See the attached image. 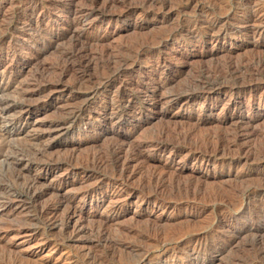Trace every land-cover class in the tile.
Returning a JSON list of instances; mask_svg holds the SVG:
<instances>
[{"label": "rangeland", "instance_id": "1", "mask_svg": "<svg viewBox=\"0 0 264 264\" xmlns=\"http://www.w3.org/2000/svg\"><path fill=\"white\" fill-rule=\"evenodd\" d=\"M93 1L0 0V264H264V0Z\"/></svg>", "mask_w": 264, "mask_h": 264}, {"label": "bare ground", "instance_id": "2", "mask_svg": "<svg viewBox=\"0 0 264 264\" xmlns=\"http://www.w3.org/2000/svg\"><path fill=\"white\" fill-rule=\"evenodd\" d=\"M83 1V0H82ZM101 3H102V1L101 0H99ZM104 1V0H103ZM107 1V0H106ZM119 1V0H118ZM128 2H129V5L128 6H130V0H127ZM141 1V0H140ZM144 0H142V3H144V2H146V1H144ZM152 1V0H151ZM87 2V1H86ZM121 2L123 3L124 1H122L121 0ZM120 2V3H121ZM105 3V2H104ZM114 3L116 4V1H114V0H109L107 3H106V5H105V8H107V7H109V6H112V5H114ZM122 3H121V5H122ZM140 3V2H139ZM150 3V2H149ZM148 3V4H149ZM96 4H98L97 3V0H95V1H93V2H90V7L92 6V7H94ZM103 4V3H102ZM135 4V3H134ZM147 4V7L149 6ZM151 4V3H150ZM160 4V3H159ZM162 4V3H161ZM88 5V4H87ZM142 4H140V6H141ZM152 5V4H151ZM168 5V4H167ZM83 6V5H82ZM86 6V5H85ZM84 6V7H85ZM100 6V5H99ZM104 6V5H103ZM102 6V7H103ZM125 6V5H124ZM127 6V7H128ZM143 6V5H142ZM160 5H158V7H159ZM163 6H164V4H163ZM84 7H80V8H84ZM87 7V6H86ZM86 7H85V9H86ZM89 7V8H90ZM92 7H91V10H92ZM101 7V8H102ZM116 7V6H115ZM118 7H119V5H118ZM117 7V8H118ZM127 7H126V9H127ZM156 7V6H155ZM157 7V8H158ZM75 8V7H74ZM73 8V9H74ZM80 8H79V10H80ZM88 8V9H89ZM110 8H112V7H110ZM145 8V7H144ZM150 8H151V6H150ZM153 8V7H152ZM156 8V9H157ZM99 9V8H98ZM94 10V9H93ZM97 10V9H96ZM101 10H103V9H101ZM100 10V11H101ZM110 10V9H109ZM147 10H149V9H147ZM151 10H153V9H151ZM226 10V9H225ZM31 11V10H30ZM75 11V10H74ZM77 11V10H76ZM86 11V10H85ZM106 11H107V9H106ZM105 11V12H106ZM124 11V10H123ZM88 12V11H87ZM112 12V11H111ZM224 12V11H223ZM74 13V12H73ZM76 13V12H75ZM102 13H104V12H102ZM109 13V12H108ZM154 13V12H153ZM68 14V13H67ZM121 14V13H120ZM119 14V15H120ZM78 15V14H77ZM86 15V14H85ZM92 15V14H91ZM105 15V14H104ZM72 17H73V15H71ZM75 16V15H74ZM78 16H80V14L78 15ZM83 16V15H82ZM88 16V15H87ZM76 17V16H75ZM67 18H69V17H67ZM118 18V17H117ZM71 19V18H70ZM69 19V20H70ZM74 19V18H73ZM84 19H85V17H84ZM84 19H81V20H84ZM77 20V19H76ZM79 21V20H78ZM72 22V21H71ZM81 23V22H80ZM71 24V23H70ZM257 24V23H256ZM250 25H252V24H250ZM73 27H74V24L72 25ZM77 26V25H76ZM200 26V25H199ZM63 27V26H62ZM67 27V26H66ZM193 27V26H192ZM249 27V26H248ZM70 28V27H69ZM66 29V28H65ZM58 30V29H57ZM39 31V30H38ZM44 31V30H43ZM68 31H69V29H68ZM41 32V31H40ZM46 32V31H45ZM60 32V31H59ZM63 32V31H62ZM71 32H73V31H71ZM38 33V32H37ZM55 33V32H54ZM56 34V33H55ZM61 34V33H60ZM64 34V33H63ZM71 34V33H70ZM73 34V33H72ZM72 34L70 35V36H72ZM210 34V33H209ZM44 35V34H43ZM57 35V34H56ZM59 35V34H58ZM41 36V35H40ZM66 36V35H65ZM68 36V35H67ZM69 36V37H70ZM76 36V35H75ZM38 37V36H37ZM42 37V36H41ZM74 37V36H73ZM77 37V36H76ZM39 38V37H38ZM50 38V37H49ZM52 38V37H51ZM62 38V37H61ZM67 38V37H66ZM179 38V37H178ZM59 39H60V37H59ZM72 39V38H71ZM77 39V38H76ZM196 39V38H195ZM48 40V39H47ZM50 40V39H49ZM68 40H70V39H68ZM67 40V41H68ZM75 40V39H74ZM78 40V39H77ZM153 40V39H152ZM55 41V40H54ZM66 41V42H67ZM53 42V41H52ZM77 42V41H76ZM79 42V41H78ZM83 42V41H82ZM68 43H70L69 41H68ZM81 43V42H80ZM145 43V42H144ZM153 43V42H152ZM66 44V43H65ZM71 44V48H70V51L69 52H67V54L64 56V62L63 63H69L70 62V64L67 66V67H65V69H64V74H65V72H66V70L70 67V65L71 64H73L74 65V63H76L77 64V66L79 67V68H84V69H87L88 67H89V64L92 62V57L90 56L91 54H90V52L88 51L87 52V50H86V48H81L80 46V48H77L78 47V45H79V43H78V45H77V43H75L74 41L73 42H71L70 43ZM83 44V43H82ZM85 44V43H84ZM136 45V44H135ZM134 45V46H135ZM137 46V45H136ZM84 47V46H83ZM86 47V46H85ZM141 47V46H140ZM152 47V46H151ZM88 49H89V47H88ZM135 49V48H134ZM138 49V48H137ZM137 49H135V50H137ZM20 50V49H19ZM40 50V49H39ZM123 51V50H122ZM95 52V51H94ZM98 52V51H97ZM100 52V51H99ZM101 52H102V50H101ZM101 52H100V55H101ZM30 53V52H29ZM87 53H89L90 55L89 56H87L88 54ZM93 53V52H92ZM104 53H105V51H104ZM132 53V52H131ZM106 55H108L107 53H105ZM117 54H119V53H117ZM94 55V54H93ZM97 55V54H96ZM96 55H95V57H96ZM104 54H102V56H103ZM112 54H110V56H111ZM33 56V55H32ZM37 56V55H36ZM109 56V55H108ZM117 56V55H116ZM119 56V55H118ZM128 56V55H127ZM112 57V56H111ZM125 57V56H124ZM130 57V56H129ZM129 57H128V59H129ZM106 58H109V57H106ZM123 58V57H122ZM60 59H61V56H60ZM81 59H83V60H81ZM93 59H96V58H93ZM101 59V58H100ZM114 59V58H113ZM112 58H111V61L113 60ZM126 58H124V60H125ZM62 60V59H61ZM60 60V62H62ZM97 60H99V58L97 59ZM104 60H105V58H104ZM107 60V59H106ZM109 60V59H108ZM119 60V59H118ZM252 60V59H251ZM101 61V60H100ZM110 61V60H109ZM110 61V62H111ZM120 61V60H119ZM118 61V62H119ZM59 62V63H60ZM98 62V61H97ZM105 62V61H104ZM112 62H114V61H112ZM125 62V61H124ZM58 63V64H59ZM92 63H94V62H92ZM102 63H103V61H102ZM99 64H100V62H99ZM108 64V63H107ZM110 64V63H109ZM119 64V63H118ZM34 65V64H33ZM72 65V66H73ZM94 65V64H93ZM92 65V66H93ZM98 65V64H97ZM129 65V64H128ZM58 66V69H59V66H62L61 64H59V65H57ZM66 66V65H65ZM96 66V65H95ZM100 66V65H99ZM103 66V65H102ZM106 66V65H105ZM117 66H119V65H116V68H117ZM123 66V65H122ZM232 65H230V66H228L227 65V69H228V71L227 72H229V75L230 76H235L234 74H236V73H238L239 71H240V66L239 67H237V68H235V67H231ZM251 66V65H250ZM262 67H264V57L263 58H259V60L256 62V65H255V72L256 73H260V74H262V72L264 73V71H263V69L264 68H262ZM44 68V67H43ZM63 68V67H62ZM72 68V67H71ZM78 68V69H79ZM91 68V67H90ZM89 68V69H90ZM103 68V67H102ZM106 68V67H105ZM108 68H109V66H108ZM107 68V69H108ZM126 68V67H125ZM254 68V67H253ZM252 68V69H253ZM75 69V68H74ZM83 69V70H84ZM113 69H114V67H113ZM121 69H122V67H121ZM226 69V68H225ZM243 69V68H242ZM247 69V68H246ZM105 70V69H104ZM112 70V69H111ZM125 70V69H124ZM123 70V71H124ZM221 70V69H220ZM244 70V69H243ZM6 71V70H5ZM46 71V70H45ZM76 71H78V70H76ZM81 71V70H80ZM85 71V70H84ZM83 71V72H84ZM248 72H250L251 70H247ZM44 72V71H43ZM67 72H69V70H67ZM87 72V71H86ZM118 72V71H117ZM218 72V71H217ZM243 72V71H242ZM251 72H253V71H251ZM250 72V73H251ZM60 73V72H59ZM71 73V72H70ZM115 73V72H114ZM119 73V72H118ZM121 73V72H120ZM14 74V73H13ZM40 74V73H39ZM42 74V73H41ZM44 74V73H43ZM81 74V73H80ZM80 74H78V75H80ZM86 75V74H85ZM88 75V74H87ZM212 75V74H211ZM216 75V74H215ZM248 75V74H247ZM7 76H9V75H7ZM15 76V75H14ZM43 76V75H42ZM42 76H41V78L40 79H42ZM51 76V75H50ZM81 76V75H80ZM101 76V75H100ZM6 77V76H5ZM38 77H40V76H38ZM37 77V78H38ZM57 77V76H56ZM59 77V76H58ZM60 77H61V75H60ZM236 77V76H235ZM43 78H45L44 76H43ZM62 78V77H61ZM81 78H83V77H81ZM81 78L79 79L78 78V80H81ZM89 78H91V77H89ZM88 78V79H89ZM155 78V77H154ZM213 78V77H212ZM234 78V77H233ZM250 78V77H249ZM4 79V78H3ZM7 79H8V77H7ZM6 79V80H7ZM59 79V78H58ZM74 79H75V77H74ZM93 79H95V78H93ZM246 79V78H245ZM260 79V78H259ZM15 80V79H14ZM60 80V79H59ZM76 80V79H75ZM85 80H87L86 78H85ZM157 80H158V78H157ZM225 80V79H224ZM237 80V79H236ZM258 80V79H257ZM1 81H2V79H1ZM37 82H39L38 80H36ZM35 81V82H36ZM44 81V80H43ZM42 81V82H43ZM83 81L84 80H82L81 81V83L83 84ZM91 81V80H90ZM96 81V80H95ZM158 81H160V80H158ZM212 81V80H211ZM249 81V80H248ZM4 82V81H3ZM7 82V81H6ZM9 82V81H8ZM11 82V81H10ZM76 82V81H75ZM89 82V81H88ZM98 82V81H97ZM97 82H95V83H97ZM103 82V81H102ZM153 82V81H152ZM167 82V81H166ZM235 82V81H234ZM47 83V82H46ZM64 83V82H63ZM74 83V82H73ZM93 83V82H92ZM158 83V82H157ZM162 83H164V82H162ZM7 84V83H6ZM26 84V83H25ZM28 84V83H27ZM79 84V83H78ZM77 84V85H78ZM98 84V83H97ZM124 84V83H123ZM240 84V83H239ZM29 85V84H28ZM38 85V84H37ZM81 85V84H80ZM92 85V84H91ZM118 85V84H117ZM121 85V84H120ZM149 85V84H148ZM218 85V84H217ZM246 85V84H245ZM6 86V85H5ZM82 86V85H81ZM150 86V85H149ZM24 87H26V86H24ZM95 87V86H94ZM98 87V86H97ZM152 87V86H151ZM163 87H164V85H155V86H153L152 88V91H150V94L147 96V97H149L151 100H152V104H157V103H159V101H160V99H163V102H165V103H170V102H174L175 100H176V97H174V96H172L171 94L170 95H166L167 93H166V91H165V95L166 96H164V93H163V90H162V93L163 94H161V96L162 97H160V95L158 96V97H160V98H158L157 97V95H158V93H161V92H158L157 93V91L159 90V89H163ZM4 88V87H3ZM6 88V87H5ZM99 88V87H98ZM165 88H166V86H165ZM215 88V87H214ZM26 89V88H25ZM28 90H29V87L27 88ZM41 89H44V88H41ZM79 89V88H78ZM97 89V88H96ZM149 89V88H148ZM6 90V89H5ZM39 90V89H38ZM45 90V89H44ZM146 90V89H145ZM165 90V89H164ZM167 90V89H166ZM194 90V89H193ZM205 90V89H204ZM209 90V89H208ZM2 91V90H1ZM0 91V92H1ZM168 91V90H167ZM178 91V90H177ZM211 91V90H210ZM3 92V91H2ZM28 92V91H27ZM30 92V91H29ZM33 92V91H32ZM31 92V93H32ZM146 92V91H145ZM122 93V92H121ZM169 93V92H168ZM24 94V93H23ZM120 94V93H119ZM124 94V93H123ZM174 94V93H173ZM2 95V94H1ZM176 95V94H175ZM23 96V95H22ZM121 97V96H120ZM125 97V96H124ZM30 99V98H29ZM34 99V98H33ZM122 100V99H121ZM26 101V100H25ZM117 101V100H116ZM2 103V102H1ZM25 105H27V104H25ZM4 106V105H3ZM22 107V106H21ZM109 107V106H108ZM20 111V110H19ZM22 112V111H21ZM82 112H84V111H82ZM24 113V112H23ZM20 114V113H19ZM22 114V113H21ZM80 114V113H79ZM77 116V115H76ZM110 117V116H109ZM119 119V118H118ZM117 120V119H116ZM14 121V120H13ZM60 126V125H59ZM56 127V126H55ZM250 127V126H249ZM62 128V127H61ZM167 130V129H166ZM183 131V130H182ZM126 133V132H125ZM59 134V133H58ZM158 135V134H157ZM184 135V134H183ZM41 136V135H40ZM163 136V135H162ZM175 136V135H174ZM184 137V136H183ZM160 138V137H159ZM171 138V137H170ZM182 139V138H181ZM166 140V139H165ZM206 140V139H205ZM122 141V140H121ZM167 141V140H166ZM175 141V140H174ZM6 142V141H5ZM177 142V141H176ZM168 143V142H167ZM171 143V142H170ZM263 143V142H262ZM122 145V144H121ZM120 145V146H121ZM116 146V145H115ZM223 147V146H222ZM8 148V147H7ZM6 148V149H7ZM125 149H127L126 147L123 149V150H125ZM138 148H136L135 150H137ZM234 149V148H233ZM111 150H113V149H111ZM128 150V149H127ZM127 150H126V153H124L122 150H121V148H119V149H117L113 154H114V164H115V167H116V169H117V172H119V176H122V177H125V176H127V170H128V167H129V164H130V162L133 160L134 161V157H135V155H132L131 153H132V150H131V152L130 153H127ZM130 150V149H129ZM129 150H128V152H129ZM147 150H149V149H147ZM151 150V149H150ZM10 151H11V149H10ZM142 151V150H141ZM40 152H42V150H40L39 151V153ZM44 152V151H43ZM42 152V153H43ZM140 152V151H139ZM14 151H13V155H14ZM37 153V152H36ZM44 153H46V152H44ZM112 153V152H111ZM7 154V153H6ZM11 154V153H10ZM9 154V155H10ZM16 154V153H15ZM136 154V153H135ZM141 155V154H140ZM8 156V155H7ZM6 156V157H7ZM14 156H17V155H14ZM27 156V155H26ZM71 156H72V154H71ZM71 156H69V157H71ZM98 156V155H97ZM100 156H103V155H100ZM142 156V155H141ZM248 156V155H247ZM74 157V156H73ZM84 157V156H83ZM93 157V155L91 156V158ZM99 157V156H98ZM10 158H12V157H10ZM16 159H17V157H15ZM67 158V157H66ZM84 158H86V157H84ZM104 158V157H103ZM88 159V158H87ZM99 159H100V157H99ZM98 158H94L93 160H92V162L91 163H95V164H101V160H99ZM111 159V158H110ZM10 160V159H9ZM39 160V159H38ZM68 160H69V158H68ZM105 160H106V158H105ZM108 160V159H107ZM113 160V159H112ZM81 161H82V159H81ZM85 161H87V160H85ZM85 161H83V162H85ZM110 161V160H109ZM136 161V160H135ZM10 162V161H9ZM105 162V161H104ZM107 162V161H106ZM251 162V161H250ZM39 163V162H38ZM80 163V162H79ZM87 163V162H86ZM111 163V162H110ZM9 164V163H8ZM36 164V163H35ZM34 164V165H35ZM82 164V163H81ZM89 164V163H88ZM94 164V165H95ZM103 164V163H102ZM104 165H105V163H104ZM108 165H109V162H108ZM113 165V164H112ZM89 166V165H88ZM93 166V165H92ZM86 167V166H85ZM94 167H96V166H94ZM93 167V168H94ZM109 167H110V165H109ZM87 168H89V167H87ZM91 168V167H90ZM99 168V167H98ZM103 167L101 166V169H102ZM104 168H105V166H104ZM103 168V169H104ZM108 168V167H107ZM112 168V167H111ZM65 169V168H64ZM100 169V168H99ZM98 169V170H99ZM106 169V168H105ZM36 170V169H35ZM46 170V169H45ZM85 170V169H84ZM110 170V169H109ZM17 172V171H16ZM111 172V171H110ZM41 173V172H40ZM152 173V172H151ZM150 173V174H151ZM23 174V173H22ZM21 174V175H22ZM154 174V173H153ZM14 175V174H13ZM17 175V174H16ZM20 175V174H19ZM155 175V174H154ZM24 176V175H23ZM113 176V175H112ZM157 176V175H156ZM156 176H153V175H150V178H155ZM13 178L15 177V176H12ZM17 177H18V175H17ZM35 177V176H34ZM13 178H12V180H13ZM19 178V177H18ZM25 178V177H24ZM27 178H29V177H27ZM114 178V177H113ZM117 178H119L118 176H117ZM131 178V177H130ZM158 178V177H157ZM157 178H155V179H157ZM167 178V177H166ZM15 179V178H14ZM19 179H21V178H19ZM18 179V180H19ZM122 179V178H121ZM121 179H118V180H121ZM126 179H127V177H126ZM114 180V179H113ZM166 179H162V178H160V179H158V181L160 182V183H164V181H165ZM15 181V180H14ZM25 181H27V179L25 180ZM122 181H124V180H122ZM126 181V180H125ZM147 181V180H146ZM145 181V182H146ZM150 181V180H149ZM165 182H167V180L165 181ZM3 183V182H2ZM8 183V182H7ZM25 183V182H24ZM27 183V182H26ZM143 183H144V181H143ZM146 183H148V182H146ZM146 183H145V187H146ZM149 183H151V182H149ZM168 183V182H167ZM169 183H170V181H169ZM172 183V182H171ZM185 183V182H184ZM114 184V183H113ZM126 184V183H125ZM25 185V184H24ZM36 180L35 179H33L32 178V180L28 183V186H26L27 187V191H28V195L30 196V198L32 199V200H36V199H38L39 198V196H40V194L41 193H38L37 192V189H36ZM40 185V184H39ZM154 185V184H153ZM157 185V184H156ZM155 185V186H156ZM159 185V184H158ZM162 185H164V184H162ZM161 185V188L162 187H165V186H162ZM167 185V184H166ZM1 186V185H0ZM120 186V185H119ZM123 186V185H122ZM152 186V185H151ZM170 186V185H169ZM148 187H150V186H148ZM147 187V188H148ZM170 187H172V186H170ZM88 188V187H87ZM144 188V187H143ZM153 188V187H152ZM157 188V187H156ZM189 188V187H188ZM264 188V187H263ZM164 189V188H163ZM166 189V188H165ZM172 188H170V190H171ZM148 190V189H147ZM169 190V191H170ZM172 190H174V189H172ZM237 190V189H236ZM168 191V192H169ZM40 192V191H39ZM115 193V192H114ZM113 193V194H114ZM166 193V192H165ZM171 193V192H170ZM177 193V192H176ZM4 194V193H3ZM168 194V193H167ZM91 195V194H90ZM128 195V194H127ZM168 195H170V194H168ZM92 196V195H91ZM193 196V195H192ZM191 196V197H192ZM211 196V195H210ZM11 197V196H10ZM185 197V196H184ZM13 200L14 199H11V200H9L8 201V203L7 204H4V205H7V206H12V202H13ZM60 200V199H59ZM45 201V200H44ZM56 201V200H55ZM55 201L53 202V203H55ZM19 202V201H18ZM47 202V201H46ZM59 202V201H58ZM113 202H114V200H113ZM157 202V201H156ZM0 204H1V202H0ZM61 204V203H60ZM113 204V203H112ZM3 205V206H4ZM47 205V204H46ZM55 205V204H54ZM67 205V204H66ZM1 206V205H0ZM45 206V205H44ZM57 205H55V206H46L45 208H43L39 213H38V219L39 218H45V217H48V216H52L51 214H53V212L54 211H56V207ZM68 206V205H67ZM5 207V206H4ZM8 208V207H7ZM11 208V207H10ZM9 208V209H10ZM65 209V208H64ZM104 209H105V207H104ZM113 209V208H112ZM73 210V209H72ZM36 212V211H35ZM73 213V212H72ZM23 214V213H22ZM71 215V214H70ZM37 216V215H36ZM68 216H69V214H68ZM35 218V217H34ZM67 218V217H66ZM31 219V218H30ZM55 221V220H54ZM63 223V222H62ZM104 223V222H103ZM30 224V223H29ZM60 224H61V222H60ZM60 224H58V225H56V227H59V225ZM40 227V226H39ZM104 227V226H103ZM61 228H62V224H61ZM99 228V227H98ZM96 229V228H95ZM105 229V228H104ZM63 230V229H62ZM66 230V229H65ZM100 230V229H99ZM97 231V230H96ZM101 232H103V230H102V227H101ZM99 233V232H98ZM97 233V234H98ZM144 234V233H143ZM212 235V234H211ZM97 236V235H96ZM133 236V235H132ZM98 237V236H97ZM105 237V236H104ZM102 238H103V236H102ZM106 238V237H105ZM165 238V237H164ZM105 240V239H104ZM211 240V239H210ZM93 241H94V239H93ZM154 241V240H153ZM224 241V240H223ZM227 241V240H226ZM102 242V239H101V237L99 236V238L95 241V243L96 244H100ZM134 243V242H133ZM142 244V243H141ZM95 245V244H94ZM147 245V244H146ZM115 246V245H114ZM102 247V246H101ZM104 247V246H103ZM94 257V256H93ZM1 258V257H0ZM3 258V257H2ZM98 259V258H97ZM98 264V263H97ZM133 264V263H132Z\"/></svg>", "mask_w": 264, "mask_h": 264}]
</instances>
